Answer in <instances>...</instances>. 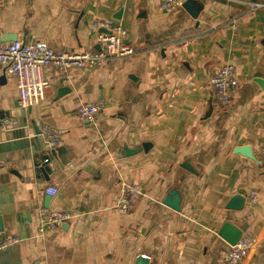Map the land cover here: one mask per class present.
Instances as JSON below:
<instances>
[{
  "label": "crops",
  "instance_id": "obj_1",
  "mask_svg": "<svg viewBox=\"0 0 264 264\" xmlns=\"http://www.w3.org/2000/svg\"><path fill=\"white\" fill-rule=\"evenodd\" d=\"M161 1L0 5L4 41L100 49L91 23L105 19L125 26L136 47L93 68H47L54 84L48 98L27 109L15 77L0 64V235L21 238L0 250V264H227L230 244L219 234L225 221L255 238L237 264H264V6L253 5L264 0H199L197 17L183 6L165 12ZM227 62L240 86L223 106L209 82ZM88 101L104 102L94 122L77 112ZM6 117L19 127L5 129ZM43 123L60 131L61 145L33 137ZM23 136L33 137V148L55 151L53 166H35L30 146L2 147ZM245 144L254 158L235 151ZM126 147L142 150L126 155ZM122 181L143 189L129 213L116 208ZM52 184L55 195L46 192ZM172 189L179 210L163 202ZM254 191L258 200L251 202ZM236 193L246 196L244 207L227 208ZM41 208L74 215L40 234Z\"/></svg>",
  "mask_w": 264,
  "mask_h": 264
},
{
  "label": "built area",
  "instance_id": "obj_2",
  "mask_svg": "<svg viewBox=\"0 0 264 264\" xmlns=\"http://www.w3.org/2000/svg\"><path fill=\"white\" fill-rule=\"evenodd\" d=\"M186 0H162L161 7L165 12H172L183 6ZM5 0H0V5ZM255 7L264 6V1L253 3ZM97 31L96 37L99 43H103L100 49L71 51L56 50L42 40L26 41L16 39L4 41L0 37V64L4 65L6 72L16 79L18 101L20 106L27 109L37 105L48 98L53 80L46 77L45 70L56 67L66 74L72 67L93 68L99 66L104 60L132 55L136 47L129 41L128 29L113 23L110 20L95 19L91 23ZM105 29L100 31V29ZM209 86L217 93L220 103L226 106L230 103L240 86V78L234 63L227 62L211 77ZM103 101H88L81 103L77 112L81 120L94 122L97 113L101 110ZM3 127L8 130L17 129L18 122L13 117H6ZM40 135L50 147L62 144V135L54 126L43 123L39 127ZM264 156V148L262 149ZM46 192L55 195L58 187L54 184L46 187ZM143 195L142 185L138 182L122 181L119 185V195L116 208L123 213H129L136 200ZM258 194L254 191L250 194V201L256 202ZM74 215L69 209L41 208L38 232L56 229L66 224ZM21 238L15 235H0V250L19 243ZM255 238L253 235H242L238 242L230 245L224 260L227 264H237L248 256Z\"/></svg>",
  "mask_w": 264,
  "mask_h": 264
},
{
  "label": "water",
  "instance_id": "obj_3",
  "mask_svg": "<svg viewBox=\"0 0 264 264\" xmlns=\"http://www.w3.org/2000/svg\"><path fill=\"white\" fill-rule=\"evenodd\" d=\"M183 7H185L186 9H188V11L192 14V16L197 17L198 13H199V9L202 7V4L199 0H186L183 4ZM3 78L5 79V77L3 76ZM6 80V79H5ZM67 89L66 87H60L58 90V95H63L64 93H66ZM40 128L38 126L35 125L34 128V135L35 136H40ZM33 137H28V136H23L20 138H15L13 140H5L2 144V147L5 150L8 149H21L22 147H29L31 142L34 141ZM34 146V145H33ZM32 149V153L31 155L33 156V164L35 166H41L43 168H50V166H53V157H56V152L55 151H51L50 153L46 152V146H38L37 148H33L32 146H30ZM148 147V143L145 142L143 144V148L147 149ZM142 150V147H137V148H130V147H126L124 148V153L126 155L128 154H132L136 151ZM236 152H240L246 156L252 157L254 158V154L252 153V149L250 145H240L237 146L235 149ZM36 152H38V154L36 155ZM35 154V155H34ZM187 163H184V165H186ZM180 194L178 193V191L176 189H172L169 191V193L167 194V196L164 199V203L169 205L170 207L179 210L180 209ZM246 201V196L243 193H236L235 195H233V197L230 199V201L227 203V208H231V209H242L244 207ZM3 230V227L0 226V231ZM246 230V226L240 227V226H236L234 225L232 222L230 221H225L224 224L222 225L219 234L230 244V245H234L238 242V240L241 238V236L243 235V232Z\"/></svg>",
  "mask_w": 264,
  "mask_h": 264
}]
</instances>
